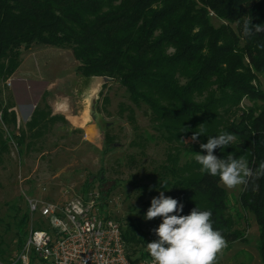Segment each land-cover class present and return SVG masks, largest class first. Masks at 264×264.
Listing matches in <instances>:
<instances>
[{"label":"trees","instance_id":"16d2710c","mask_svg":"<svg viewBox=\"0 0 264 264\" xmlns=\"http://www.w3.org/2000/svg\"><path fill=\"white\" fill-rule=\"evenodd\" d=\"M209 11L223 22L221 29L212 27ZM244 20L264 24V0H0V120L7 127L17 125L5 92L25 56L42 47L70 49L82 74L116 79L133 103L148 107L170 137H192L197 132L202 133L197 140L207 143L222 132L233 134L230 145L213 154L221 159L244 154L255 171L264 162V107L233 110L244 98L264 102V85L253 84L255 74L264 75V32L245 37ZM205 92L204 102L194 100ZM221 109L228 118L238 115L239 119L218 126ZM43 117V113L33 116L30 127L35 128L36 119ZM15 137L18 145L24 144L21 136ZM191 164L196 165L195 176H175L174 182H166L165 190L160 185V191L183 204L181 215L196 207L211 211L213 228L227 245L245 239V230L236 229L229 214L219 177L202 172L195 159ZM105 173L103 169L88 183H108ZM112 189L100 190L102 213ZM240 203L259 226L258 251L264 264V177L247 178ZM28 213L18 222L21 232L30 220ZM40 220L41 229L45 222ZM121 229L127 252L140 244L136 232ZM26 241L20 239L19 252ZM149 257L144 254L133 261ZM17 260L13 264H21ZM4 261L0 245V264ZM31 264L43 263L31 257Z\"/></svg>","mask_w":264,"mask_h":264},{"label":"rangeland","instance_id":"374dc122","mask_svg":"<svg viewBox=\"0 0 264 264\" xmlns=\"http://www.w3.org/2000/svg\"><path fill=\"white\" fill-rule=\"evenodd\" d=\"M209 19L214 29L223 24L213 11H209ZM58 49L40 51L25 62L30 70L38 63L46 65L44 71L48 73L50 70L62 74L58 88L41 103L44 117L36 119L39 122L36 127L31 128V121L24 117L16 127L15 124L7 127L0 120V245L5 252L4 264H13L18 257L20 239L26 240L32 228L40 229L37 227L41 219L38 213L30 214L22 232L18 228L23 214L28 213L29 200L63 206L79 197L89 199L93 196L99 200L100 190L112 187L114 190L104 214L124 230L129 227V234L136 232L141 240L128 251L132 260L144 254L149 256L147 243L158 239L153 229L162 222L159 217L144 219L151 200L160 193L161 182H174L178 175H196V165H190V162L194 160V153L206 151L200 147L203 142L192 141L191 137H170L160 122L153 119L148 107L133 103L116 79L108 86H102L93 101L90 121H83L79 128V121L84 116L81 117V101L87 97V86L94 77L80 72V63L72 50ZM170 50V53L174 52ZM255 75L253 84L263 88L264 75ZM7 89L5 101L9 105ZM206 96L208 92L197 95L194 100L204 102ZM56 103H67L68 111L63 114V111L55 110ZM263 107V100L244 98L239 109L233 111H258ZM37 113L41 114L40 111ZM228 119L235 121L239 117L228 118L221 109L216 118L217 125L226 126ZM15 135L21 136L24 144L18 145ZM243 155L238 159L247 161ZM103 169L108 183L99 185L97 180L88 183ZM87 183L90 188L86 190ZM221 185L235 228L245 230V239L227 245L218 256L217 264H262L258 251L259 226L253 213L245 212L240 203L244 184L235 189Z\"/></svg>","mask_w":264,"mask_h":264},{"label":"clouds","instance_id":"9594fccd","mask_svg":"<svg viewBox=\"0 0 264 264\" xmlns=\"http://www.w3.org/2000/svg\"><path fill=\"white\" fill-rule=\"evenodd\" d=\"M261 32H264V24L254 25L252 20L243 21L245 37ZM201 135L195 132L191 140L196 141ZM234 139L233 134L222 132L218 136L209 137L207 143L200 145L202 150H206V155L194 153L201 171L213 177L218 176L228 189L245 184L247 178L264 177V162L253 171L243 158L237 159L229 154L226 159H221L213 154L215 149L226 148ZM161 185L165 190L166 181L161 182ZM182 211L183 204L177 199L166 197L163 190L151 200L144 219L162 218L159 226L153 229L158 239L146 246L151 264H217V258L227 247V241L219 230H214L211 211H201L196 207L190 214H179Z\"/></svg>","mask_w":264,"mask_h":264},{"label":"built area","instance_id":"2783aa9c","mask_svg":"<svg viewBox=\"0 0 264 264\" xmlns=\"http://www.w3.org/2000/svg\"><path fill=\"white\" fill-rule=\"evenodd\" d=\"M95 197L74 198L63 206L29 200L31 215L46 227L32 228L18 255L21 264L35 257L43 264H151V258L130 259L121 225L100 211Z\"/></svg>","mask_w":264,"mask_h":264},{"label":"crops","instance_id":"0c3cea01","mask_svg":"<svg viewBox=\"0 0 264 264\" xmlns=\"http://www.w3.org/2000/svg\"><path fill=\"white\" fill-rule=\"evenodd\" d=\"M54 50L57 51L59 49L55 47H42L28 53L25 56L20 68L8 81L7 87L9 91L10 102L13 106L11 110L16 113L18 124H20V122L24 118L25 120H29L30 122L33 118L32 116H35L38 111H40L41 113L44 112V110H40L41 103H43V101L46 102V96L49 95V93L54 92V90L58 88L60 84L58 83L59 76L62 75L50 70H48L50 72L48 73L46 72V70L44 71V68H46L47 66L38 63H36V66L32 70H30L28 69V67L25 66V62L31 59L40 51ZM95 80L96 79L94 78L91 82H89V86H87L88 89L85 93L87 97H85L81 101V117L82 115L84 116L80 120H84L85 122L86 120L88 122L90 121V112L92 111V107L90 106H93L92 101H94V99L97 97V94L95 96L93 94ZM55 105H57V108H55V110L63 111V114L69 109L68 104L64 106V103H56ZM58 105H61V107H58ZM81 125L82 122L79 121L78 127L81 128Z\"/></svg>","mask_w":264,"mask_h":264},{"label":"water","instance_id":"95a60500","mask_svg":"<svg viewBox=\"0 0 264 264\" xmlns=\"http://www.w3.org/2000/svg\"><path fill=\"white\" fill-rule=\"evenodd\" d=\"M94 78L96 79L95 82H96L98 79L101 80V84H100L99 91H100V89L102 88V86H105V85H107V84H110V83L115 82V79L110 78V77H94ZM99 91L97 92V96H98V94H99Z\"/></svg>","mask_w":264,"mask_h":264},{"label":"bare ground","instance_id":"6f19581e","mask_svg":"<svg viewBox=\"0 0 264 264\" xmlns=\"http://www.w3.org/2000/svg\"><path fill=\"white\" fill-rule=\"evenodd\" d=\"M100 84H101V80L100 79H98L96 82H95V84H94V87H93V94H94V96L97 94V92L99 91V88H100ZM91 88V87H90ZM90 90V89H89ZM88 90V91H89ZM90 95V94H89ZM93 102V101H92ZM88 107V106H87ZM90 107H92V106H90ZM86 115H87V113H86ZM83 118V117H82ZM82 123H83V121L82 120H80ZM87 121V120H86ZM82 126V125H81Z\"/></svg>","mask_w":264,"mask_h":264}]
</instances>
